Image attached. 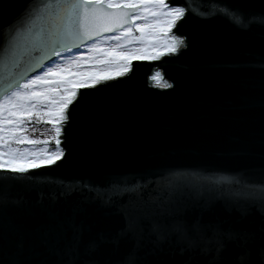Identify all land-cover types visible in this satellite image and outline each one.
<instances>
[{
	"label": "water",
	"instance_id": "water-1",
	"mask_svg": "<svg viewBox=\"0 0 264 264\" xmlns=\"http://www.w3.org/2000/svg\"><path fill=\"white\" fill-rule=\"evenodd\" d=\"M25 3L0 0V26ZM167 3L186 8L173 27L185 44L159 60H132L125 76L78 88L58 137L65 157L48 166L53 178L99 183L167 170L264 178V0ZM157 71L170 86L153 82ZM62 188L37 180L0 183V253L6 257L22 239L29 264H59L68 249L76 251V264H122L130 253L136 264H213L215 239L180 238L170 231L177 220H199L206 236L212 228L250 233L248 241H225L222 264H234L241 246L264 244L260 205L229 189L171 195L149 189L142 199L125 193L103 203L75 192L61 196ZM93 240L98 246L90 252Z\"/></svg>",
	"mask_w": 264,
	"mask_h": 264
},
{
	"label": "snow or ice",
	"instance_id": "snow-or-ice-1",
	"mask_svg": "<svg viewBox=\"0 0 264 264\" xmlns=\"http://www.w3.org/2000/svg\"><path fill=\"white\" fill-rule=\"evenodd\" d=\"M185 13V7H170L166 0H36L35 3L26 0L20 11L0 26V183L11 180L54 182L63 186L61 196L75 192L85 200L103 203L125 193H134L142 199L149 189L171 195L182 188L197 191L223 188L231 190L230 194L237 199L259 204L264 213V178L252 180L243 172L167 170L134 180L117 177L99 183L84 179L62 180L50 174L48 166L65 157L58 137L61 122L69 119L66 110L77 99L78 88L125 76L133 59L159 60L176 53L185 40L173 35L171 29ZM138 20L145 22L138 23ZM137 32L139 35H135ZM80 46L87 51H80ZM72 49L77 55H61ZM36 50L41 55L33 58ZM50 57H56L59 63ZM160 77L157 71L151 79ZM33 116L37 121L46 119L52 125L54 135L50 139L54 141V150L47 148V140L39 141L25 134ZM39 143L45 147H21ZM36 168L45 171H30ZM149 196L156 199L151 193ZM206 227L199 220L191 224L177 220L170 231L188 241L193 236L209 241L214 238L217 255L213 264H222L221 253L226 240L252 238L250 233L240 231L221 234L218 228H212V236H206ZM154 229L158 233L162 231L160 225H155ZM97 246L94 240L88 243L90 252ZM76 254L74 249H68L58 258L59 264H76ZM0 264H29L24 258L22 239L6 257L0 253ZM88 264L99 262L91 259ZM122 264H136L135 255L130 253ZM234 264H264V244L258 250L241 246Z\"/></svg>",
	"mask_w": 264,
	"mask_h": 264
},
{
	"label": "rangeland",
	"instance_id": "rangeland-1",
	"mask_svg": "<svg viewBox=\"0 0 264 264\" xmlns=\"http://www.w3.org/2000/svg\"><path fill=\"white\" fill-rule=\"evenodd\" d=\"M166 2H168V0H166ZM169 6L170 7H173L171 5H169ZM137 22L138 23H143L145 21L138 20ZM171 33H173V30L171 31ZM173 34H175V33H173ZM106 35H115V33H110V34H106ZM135 35H139V33L137 32V33H135ZM109 43H116V41H110ZM136 44L138 45L139 42H136ZM80 51H87V48L82 46L80 48ZM61 55L67 57V56H70V55L71 56H75V55H77V53H76L75 49H72L71 51H64V52H62ZM55 60H56L57 63H59V60L57 58ZM154 82L155 83H158V84H161V83L164 84L165 83V81L161 80V78H159L158 80H155ZM44 121H45V124L43 126V129H40V131H39V134L40 135H34V131H35L34 126L33 127H30V128H26V133L25 134L27 136H29V138L37 139L39 141H45V140H47L48 141L47 148H48L49 147V139H50V136H51V133L49 131L50 130L49 128L52 125L50 123H48L46 119ZM61 125H62V122H61ZM21 147L42 148V147H45V144L39 143L37 145H21Z\"/></svg>",
	"mask_w": 264,
	"mask_h": 264
},
{
	"label": "trees",
	"instance_id": "trees-1",
	"mask_svg": "<svg viewBox=\"0 0 264 264\" xmlns=\"http://www.w3.org/2000/svg\"><path fill=\"white\" fill-rule=\"evenodd\" d=\"M45 124V121H37V119L35 118V116H33V119L28 123V126L27 128H30V127H33L34 126V135H40L39 134V131L40 129H43V126ZM50 130V133H51V137H53L54 135V130L52 128V126L49 128ZM29 130V129H28ZM49 150H54L55 149V144H54V141L52 139H49V147H48Z\"/></svg>",
	"mask_w": 264,
	"mask_h": 264
},
{
	"label": "bare ground",
	"instance_id": "bare-ground-1",
	"mask_svg": "<svg viewBox=\"0 0 264 264\" xmlns=\"http://www.w3.org/2000/svg\"><path fill=\"white\" fill-rule=\"evenodd\" d=\"M172 30H173V28H172ZM172 30H171V31H172ZM173 33H175L174 30H173ZM173 33H172V34H173ZM173 35H176V36H178V37H181V36L177 35L176 33L173 34ZM160 78H161V80L165 81L164 84H163V83H161V84L155 83V82H154L155 80H153V82H154L155 84H157L158 86H161V87H168V86H170V82H169L168 80H164L163 77H162V75H161ZM165 85H166V86H165Z\"/></svg>",
	"mask_w": 264,
	"mask_h": 264
}]
</instances>
